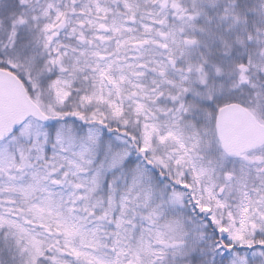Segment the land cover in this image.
<instances>
[{"label": "snow or ice", "instance_id": "obj_1", "mask_svg": "<svg viewBox=\"0 0 264 264\" xmlns=\"http://www.w3.org/2000/svg\"><path fill=\"white\" fill-rule=\"evenodd\" d=\"M0 264H264V0H0Z\"/></svg>", "mask_w": 264, "mask_h": 264}]
</instances>
